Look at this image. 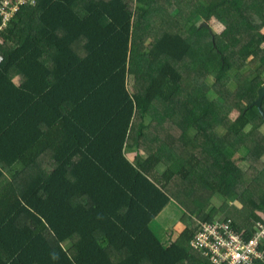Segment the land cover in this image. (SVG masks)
Segmentation results:
<instances>
[{
  "label": "trees",
  "instance_id": "16d2710c",
  "mask_svg": "<svg viewBox=\"0 0 264 264\" xmlns=\"http://www.w3.org/2000/svg\"><path fill=\"white\" fill-rule=\"evenodd\" d=\"M263 29L264 0H28L0 37L1 87L18 72L37 102L40 79L55 81L48 132L17 150L10 124L0 126V264H212L192 241L218 217L215 194L225 197L220 213L229 205L223 215L251 234L264 221V167L256 178L241 167L264 154V119L252 105L264 85ZM80 40L83 57L73 49ZM129 75L147 84L134 98ZM108 86V121L93 107L88 124ZM63 87L75 95L57 106ZM152 108L160 117L146 124ZM77 113L88 138L72 145L75 128L62 120ZM171 201L185 210L182 230L162 241L151 224Z\"/></svg>",
  "mask_w": 264,
  "mask_h": 264
},
{
  "label": "crops",
  "instance_id": "0c3cea01",
  "mask_svg": "<svg viewBox=\"0 0 264 264\" xmlns=\"http://www.w3.org/2000/svg\"><path fill=\"white\" fill-rule=\"evenodd\" d=\"M83 40H80L79 42H76L74 44L73 49L77 52V54L81 57H83L84 51L82 50L83 46ZM10 82L3 87H1L0 83V94L3 96L5 93H9V98L5 102H0V126H4L7 123L10 124L11 130H13L14 137H15V146H10L12 148H15L17 150H23L26 149L29 143V138L37 134L38 132H48V124L44 123V120L49 119V115L47 113V107L49 106V102L47 99V93L48 90H50L51 81H55V79L51 78V75H48V77H44V79H40L44 82V90L43 87L41 88V92H34V95H37L38 101L36 102L34 99H31L29 96H27L26 92L23 93L24 87L26 86L25 81L23 80L22 75H20L18 72H11L9 73ZM39 80V81H40ZM38 81V82H39ZM58 85L60 83H57ZM71 87L75 86L77 90H79V86L77 84L72 83L70 85ZM127 91L131 98H134L136 96V91L140 92L142 89V86L138 83H136V79L134 75H129L128 81L126 83ZM36 89V88H35ZM80 91V90H79ZM56 105L59 106L62 104V101L68 96L69 98H74L75 90L69 89L68 87L66 89H56ZM68 93V95L66 94ZM99 98L93 99V102L90 103L88 110H86L85 117L87 119V123L94 122L93 119V107L95 108L96 117L102 116L105 114V118L108 121L109 118V86L104 87L101 91L98 92ZM46 95V96H45ZM44 98L40 101V98ZM58 110V109H57ZM90 111L92 114L87 115V112ZM59 113V110H58ZM79 114H75V117L70 119V121L62 120L63 125H67V127L70 126V128H75V131L72 133L70 140L72 141V145H77V141L80 139H83L86 137V143H87V134L78 129L76 126V121L74 118H77ZM59 117H61L58 114ZM58 117V120H59ZM160 117L159 112L156 110H151V114L145 116V123L151 124L153 122V118ZM42 121V123H37V121ZM72 121V122H71ZM99 121V118L97 119ZM71 122V125L69 124ZM169 124H171V118L169 117ZM171 134H169L170 139H172V133L174 134V138L176 137V131L175 129L171 128V125L169 126ZM168 131V132H169ZM90 135H93V132L90 131ZM158 138L161 140V137L158 136ZM156 140V139H155ZM160 140H157L159 143ZM79 143L78 145H80ZM156 141L153 143V146L155 147ZM6 148V147H4ZM102 151V145L98 148V152ZM135 150L132 149L130 151L131 158L134 156ZM79 159V156H76L74 161L77 162ZM163 164V163H161ZM164 165V164H163ZM165 168V167H164ZM161 169L158 168V171L160 174ZM160 217L155 220L151 224V229L155 232L157 237L165 241L167 239L175 241L179 237V233L181 232L182 228L179 230V233L173 232L171 229H173L172 225H170V221L164 219L163 221L159 220ZM182 226V224H181ZM180 228V227H179Z\"/></svg>",
  "mask_w": 264,
  "mask_h": 264
},
{
  "label": "built area",
  "instance_id": "2783aa9c",
  "mask_svg": "<svg viewBox=\"0 0 264 264\" xmlns=\"http://www.w3.org/2000/svg\"><path fill=\"white\" fill-rule=\"evenodd\" d=\"M28 0H0V37ZM0 58V62H1ZM264 221L254 223L252 233L232 218L203 222L192 248L210 258L212 264H260L264 261Z\"/></svg>",
  "mask_w": 264,
  "mask_h": 264
},
{
  "label": "rangeland",
  "instance_id": "374dc122",
  "mask_svg": "<svg viewBox=\"0 0 264 264\" xmlns=\"http://www.w3.org/2000/svg\"><path fill=\"white\" fill-rule=\"evenodd\" d=\"M169 9H171V8H169ZM178 11L177 10H174V9H171V14H172V16H176V13H177ZM194 14V13H193ZM162 21H166V17H164L163 15H161V17H159ZM203 18V17H202ZM198 20H202V19H197V21ZM154 21H156V20H154ZM207 23V22H206ZM162 26H164V25H162ZM253 30H255V29H253ZM261 30V29H260ZM263 31H264V29H263ZM162 31H160L159 32V34L161 33ZM214 35V34H213ZM152 36H153V34H152ZM154 37V36H153ZM206 47L208 48V44L206 45ZM205 47V48H206ZM146 51H148V49L146 50ZM263 54V51H261L260 53H258V55L259 56H261ZM204 69V68H203ZM205 72H206V70H205ZM262 75L264 76V71H263V73H262ZM147 86V84L146 85H144V86H142V88H144V87H146ZM192 87H193V89H197V91L199 90V86H197V83L196 82H193L192 83ZM231 88H232V90H235V84L233 85V86H230ZM184 91V90H183ZM192 95H193V93H192ZM207 99L208 100H212V97L208 94V96H207ZM193 101V98H192V100H191V102ZM159 102H160V100H159ZM232 118H234V119H236L237 118V113H235L234 112V114H233V116H232ZM163 119V117L162 118H160V121ZM167 125H169L170 126V124H167ZM167 129V130H166ZM164 130H165V132H168L169 130H170V128L169 127H167V126H165V128H164ZM246 130H250V126L249 127H247V129ZM261 131H260V134H262V135H264V127H262L261 129H260ZM164 132V131H163ZM169 134H171V132L169 131L168 132ZM160 142H163L162 141V139L160 140ZM241 153L242 152H239V154H237V155H235V157H234V160H235V162H236V164L238 165V166H240L241 167V162H242V155H241ZM260 158L258 159V163L257 164H255V165H252V164H250V163H245L244 164V166H242L241 168L246 172V173H249V174H251V176L253 177V178H256V177H258V176H260V173H259V171H258V169H260V168H262V167H264V154H262L261 156H259ZM249 161L250 162H252L253 160L252 159H249ZM165 166L163 165V164H160L159 166H158V168H160L161 170V173H163V172H165V169H166V167L164 168ZM247 182H248V180H247ZM246 186H247V184H246ZM249 188H251V187H249ZM209 202H210V204H213L214 206H216L217 207V209H218V217H216V219L214 220V221H216V220H220V219H222V218H227V216H225V215H223V213L224 214H227V215H229V213H228V211L229 210H232L231 209V207H228L229 205H226L225 207H226V209H224V210H222L221 212L222 213H220V211H219V208L220 207H222L223 205H224V202H225V197L224 196H222V195H220V194H215V196L213 197V198H211L210 200H209ZM229 202H230V204L231 205H233L235 202H232V199H229ZM239 202V201H238ZM240 203L241 202H239V203H236L237 204V206L239 207L240 206ZM230 205V206H231ZM185 215V210L176 202V201H171L170 202V204L163 210V212H162V214L160 215V221H163L164 219H166V220H168V221H170L171 223H170V225H172V227H173V229H171L173 232H177V233H179V230L182 228V226H181V220H182V218H183V216ZM180 227V228H179ZM245 229V228H244ZM247 230V229H246ZM120 258V257H119Z\"/></svg>",
  "mask_w": 264,
  "mask_h": 264
},
{
  "label": "water",
  "instance_id": "95a60500",
  "mask_svg": "<svg viewBox=\"0 0 264 264\" xmlns=\"http://www.w3.org/2000/svg\"><path fill=\"white\" fill-rule=\"evenodd\" d=\"M202 26H208V23L203 22ZM263 101H264V85L259 89L258 98L252 103L253 106H256L261 113L264 119V110H263Z\"/></svg>",
  "mask_w": 264,
  "mask_h": 264
},
{
  "label": "clouds",
  "instance_id": "9594fccd",
  "mask_svg": "<svg viewBox=\"0 0 264 264\" xmlns=\"http://www.w3.org/2000/svg\"><path fill=\"white\" fill-rule=\"evenodd\" d=\"M1 62H2V61H1ZM1 62H0V63H1Z\"/></svg>",
  "mask_w": 264,
  "mask_h": 264
}]
</instances>
